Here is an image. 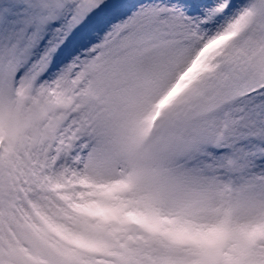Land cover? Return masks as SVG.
Here are the masks:
<instances>
[{
    "label": "snow or ice",
    "instance_id": "snow-or-ice-1",
    "mask_svg": "<svg viewBox=\"0 0 264 264\" xmlns=\"http://www.w3.org/2000/svg\"><path fill=\"white\" fill-rule=\"evenodd\" d=\"M0 264H264V0H0Z\"/></svg>",
    "mask_w": 264,
    "mask_h": 264
}]
</instances>
